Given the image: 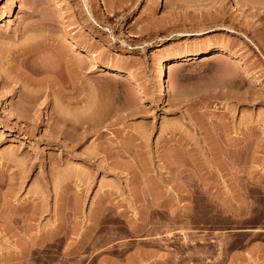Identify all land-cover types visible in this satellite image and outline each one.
Masks as SVG:
<instances>
[{
	"label": "rangeland",
	"instance_id": "1",
	"mask_svg": "<svg viewBox=\"0 0 264 264\" xmlns=\"http://www.w3.org/2000/svg\"><path fill=\"white\" fill-rule=\"evenodd\" d=\"M0 264H264V0H0Z\"/></svg>",
	"mask_w": 264,
	"mask_h": 264
},
{
	"label": "bare ground",
	"instance_id": "2",
	"mask_svg": "<svg viewBox=\"0 0 264 264\" xmlns=\"http://www.w3.org/2000/svg\"><path fill=\"white\" fill-rule=\"evenodd\" d=\"M162 1V0H161ZM45 44H36V45H30V46H27V47H24V51L27 52V53H32V52H35L39 49H41L42 47H44ZM158 49L155 48L153 50L154 51H157ZM56 54L58 56V59H60L59 61L62 62L65 66V70L66 72L68 73L69 76H71L75 70H74V67H72L69 63H68V59L65 58V51L63 52V50L59 49L58 47L56 48ZM203 55H206L205 53L203 52H195V53H178L174 56H171V57H165V58H162L160 59L159 61V66L157 67V79L160 83V91H159V96L160 97H163L165 94H166V89H167V85H165V78H166V62L167 61H178V60H187V59H192V58H199ZM109 71H114V70H117V68H115L114 66H111V68H108ZM107 71V72H109Z\"/></svg>",
	"mask_w": 264,
	"mask_h": 264
}]
</instances>
